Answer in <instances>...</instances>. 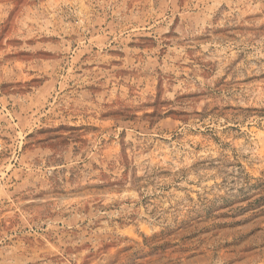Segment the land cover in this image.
<instances>
[{
  "label": "rangeland",
  "instance_id": "obj_1",
  "mask_svg": "<svg viewBox=\"0 0 264 264\" xmlns=\"http://www.w3.org/2000/svg\"><path fill=\"white\" fill-rule=\"evenodd\" d=\"M0 264H264V0H0Z\"/></svg>",
  "mask_w": 264,
  "mask_h": 264
}]
</instances>
